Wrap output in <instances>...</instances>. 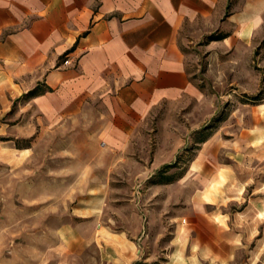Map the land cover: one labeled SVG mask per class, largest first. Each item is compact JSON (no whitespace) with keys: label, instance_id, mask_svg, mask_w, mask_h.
<instances>
[{"label":"rangeland","instance_id":"rangeland-1","mask_svg":"<svg viewBox=\"0 0 264 264\" xmlns=\"http://www.w3.org/2000/svg\"><path fill=\"white\" fill-rule=\"evenodd\" d=\"M237 30L185 28L195 92L118 145L100 108H0V264H264V11Z\"/></svg>","mask_w":264,"mask_h":264},{"label":"crops","instance_id":"crops-1","mask_svg":"<svg viewBox=\"0 0 264 264\" xmlns=\"http://www.w3.org/2000/svg\"><path fill=\"white\" fill-rule=\"evenodd\" d=\"M260 11L264 0H0V108L22 101L44 123L100 108V137L121 144L152 108L195 92L185 28L238 33L256 27ZM252 191L264 196V181ZM255 247L264 252L262 240Z\"/></svg>","mask_w":264,"mask_h":264},{"label":"built area","instance_id":"built-area-1","mask_svg":"<svg viewBox=\"0 0 264 264\" xmlns=\"http://www.w3.org/2000/svg\"><path fill=\"white\" fill-rule=\"evenodd\" d=\"M68 63V60H65L64 62H63V64H67Z\"/></svg>","mask_w":264,"mask_h":264}]
</instances>
